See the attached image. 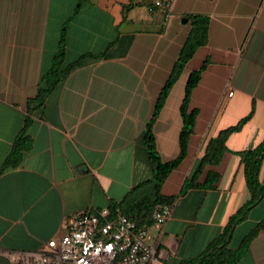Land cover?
<instances>
[{
  "label": "crops",
  "instance_id": "1",
  "mask_svg": "<svg viewBox=\"0 0 264 264\" xmlns=\"http://www.w3.org/2000/svg\"><path fill=\"white\" fill-rule=\"evenodd\" d=\"M166 1L163 19L147 11L152 0H0V165L21 130L30 139L20 163L0 173V264H31L30 254L65 233L66 218L97 213L150 179L143 131L187 36L188 16L206 19L205 43L151 126L159 160H173L184 84L199 71L188 98L195 119L186 155L160 187L171 198L170 215L149 229L159 263L196 257L248 199L236 153L264 139V0ZM61 32V67L82 54L94 58L83 59L27 112ZM242 119L218 165L198 179L217 173L213 187L181 193L207 140ZM257 179L264 185V154ZM263 218L264 197L235 225L227 248L236 249ZM234 264H264V229Z\"/></svg>",
  "mask_w": 264,
  "mask_h": 264
},
{
  "label": "trees",
  "instance_id": "2",
  "mask_svg": "<svg viewBox=\"0 0 264 264\" xmlns=\"http://www.w3.org/2000/svg\"><path fill=\"white\" fill-rule=\"evenodd\" d=\"M189 30L187 36L175 59L172 69L164 81L158 96L154 102L150 117L145 124L143 131V144L146 150L148 162L151 167V177L137 187L128 191L117 203H110L107 207L112 214L117 210L121 215L128 218L136 226H149L151 223L150 213L156 204L171 203V198L163 197L160 194V187L168 174L177 167L186 155L187 144L194 125L195 112L188 108V98L192 88L198 81L199 71L190 73L185 81L183 95L179 105L180 130L177 136L178 152L176 157L162 163L154 149L151 126L159 110L161 109L166 96L177 80L183 66L192 56L194 50L205 43L207 21L197 16H188ZM63 31V29L61 30ZM97 57V56H96ZM63 39L62 32L58 42V50L53 56L50 67L42 73L35 96L26 102L27 112L30 106L39 107L45 101L47 95L62 82L67 74L75 67L79 66L85 58H94L90 54H82L75 61L62 66ZM245 119L239 121L234 127L219 131L214 137L207 140L202 156L194 163L191 172L185 178L180 192L191 188H212L218 180V174L207 170L201 183L198 179L206 167L213 168L218 165L225 152L224 142L227 135L237 130ZM30 147V139L24 135L22 130L13 140L10 151L2 164L0 173L8 168H15L21 161L22 156ZM264 154V139L253 149L236 153L241 166L248 199L228 218L221 234L209 242L204 249L194 258L187 259L179 264H234L246 252L249 242L264 229V218L260 220L241 239L237 248L230 250L227 248L232 231L236 224L243 221L249 210L253 208L264 197V185L258 183L257 175L260 162ZM147 186L148 189L141 190ZM141 190V191H140ZM140 191V192H139Z\"/></svg>",
  "mask_w": 264,
  "mask_h": 264
},
{
  "label": "built area",
  "instance_id": "3",
  "mask_svg": "<svg viewBox=\"0 0 264 264\" xmlns=\"http://www.w3.org/2000/svg\"><path fill=\"white\" fill-rule=\"evenodd\" d=\"M169 2L152 0L147 11L167 17ZM232 91L226 92L229 98ZM170 215V205L156 204L149 226H136L117 210L84 211L63 221L65 233L50 239L45 249L28 254L31 264H160L150 242L149 229H159Z\"/></svg>",
  "mask_w": 264,
  "mask_h": 264
}]
</instances>
